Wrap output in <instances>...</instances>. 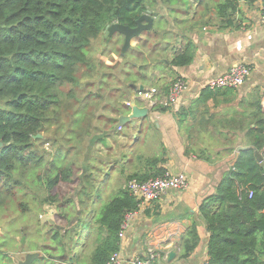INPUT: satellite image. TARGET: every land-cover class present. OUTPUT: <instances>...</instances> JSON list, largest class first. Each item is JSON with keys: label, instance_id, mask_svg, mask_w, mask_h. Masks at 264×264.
I'll use <instances>...</instances> for the list:
<instances>
[{"label": "trees", "instance_id": "trees-1", "mask_svg": "<svg viewBox=\"0 0 264 264\" xmlns=\"http://www.w3.org/2000/svg\"><path fill=\"white\" fill-rule=\"evenodd\" d=\"M240 1L199 0V8L202 6V11L208 12L213 2L217 16L227 22L238 10ZM150 3L155 5L156 0H0V141L4 144L0 149V209L4 210L27 187L40 190L38 209L45 205L56 208L54 219L59 227L52 229L51 236L45 232L47 237H41L42 244L29 249L40 252L41 264H107L120 250L119 234L126 215L139 208L140 201L129 191L128 181L134 178L146 181L163 176L167 171L163 155H140L133 159L130 173L125 170L121 173L127 175L126 185L115 186L105 199L102 188L110 184L112 190L111 173H104L99 165L91 164L90 155L99 158L92 149L97 142L112 148L109 139L120 133L110 131L119 121L118 105L114 104L117 117L108 115L106 118L101 114L98 119L90 106L84 107L80 114L70 113L73 115L70 117L69 102H65L66 98L75 97L74 88L80 86L81 66L93 69L87 52L93 40L104 36L107 25L115 22L135 27ZM163 21H166L164 17H158L155 26L138 37L136 47L131 46L125 54L119 50L125 60V74L118 80L125 86L121 103L126 107L130 108L124 101H130L133 89L138 88L139 82L148 80L145 69L154 64L173 71V68L190 65L195 59L194 41L184 37L181 48L171 47V39L162 32ZM129 52L134 53V58H128ZM169 53L171 57H161ZM117 64L118 61L114 67ZM124 75L133 78L126 80ZM107 76L111 78L113 73H106ZM179 78L166 86V95ZM108 80L105 78L104 84ZM67 86L72 87L69 93L64 89ZM204 92L207 99L213 90L208 87ZM90 97L85 100L87 104L92 101ZM156 108L166 110L168 107ZM186 112V109L180 111L181 120L189 115L190 111ZM94 120L103 123L105 133L88 139L86 136L93 127L98 129ZM261 120L254 142L258 149L264 147V118L257 119ZM49 131L57 137L61 135L58 140L62 143L51 161L46 159L47 152L42 149L45 143L57 144L56 139L47 135ZM39 134L42 136L38 137ZM75 143L78 144L76 153L86 145L78 177L74 171L75 161L64 158L63 154H71ZM186 152L194 153L190 149ZM127 154L128 151H124L114 163H98L109 165V170L113 171L128 159ZM195 154L202 158L205 153L196 151ZM20 207L27 208L24 202ZM198 211L210 234L208 264H264V167L254 150L242 153L236 170L225 178L216 193L202 201ZM86 217V239L82 254H77L74 247L79 243ZM35 220L41 225L39 215ZM200 240L194 223L182 240V256L190 257Z\"/></svg>", "mask_w": 264, "mask_h": 264}, {"label": "crops", "instance_id": "crops-1", "mask_svg": "<svg viewBox=\"0 0 264 264\" xmlns=\"http://www.w3.org/2000/svg\"><path fill=\"white\" fill-rule=\"evenodd\" d=\"M187 1L189 3L179 1L173 4L156 0L155 5L148 4L151 12L157 13L152 15L154 26L158 17L166 20L163 21L162 32L171 39L170 46L181 48L184 37H188L196 45V55L190 65L173 68V71L154 64L148 68L149 78L155 81L164 79V82L160 85L139 82L137 86L157 87L159 94L155 104L150 105L139 98L138 88L133 89L129 100L135 96L139 107L149 108L151 127L144 132L139 128L140 121H137L128 135L123 133L138 145L134 158L163 155L167 160L163 166L173 174L185 173L189 181L188 187L183 190H171L159 201L141 204L137 214L128 221L121 243L122 255L146 256L154 248L159 257L152 264L206 262L210 234L199 214L200 204L207 196L216 193L225 178L236 170L244 151L254 150L256 155L260 153L257 157L264 167V147L258 149L254 146L262 122L257 119L264 118V24L261 23V4L258 0H241L238 10L225 22L217 16L213 2L207 12L202 11V6L199 8V0ZM137 44L138 37L133 40L132 46ZM238 64L252 68L245 83L233 91L213 90L204 99L208 83ZM178 76L189 84L188 92L175 107L157 109L156 106H163L161 102L167 93L166 86L169 87ZM129 102L124 101L130 106ZM182 109H186V113L190 111L183 120L179 115ZM187 149L194 153L188 155ZM196 151L205 154L200 158ZM194 223L199 230L200 244L190 257L185 258L181 243ZM25 250L24 258L8 253L11 258L9 263L16 264L24 260L28 253L37 252ZM170 251L177 252L172 260L168 259Z\"/></svg>", "mask_w": 264, "mask_h": 264}, {"label": "rangeland", "instance_id": "rangeland-1", "mask_svg": "<svg viewBox=\"0 0 264 264\" xmlns=\"http://www.w3.org/2000/svg\"><path fill=\"white\" fill-rule=\"evenodd\" d=\"M124 41L125 37L120 33H114L111 36H100L99 38L93 40L91 47H89L87 51L89 58L91 59V66L93 65V69H89L88 65L81 66L78 72V76L81 78L80 86L77 89L74 88L75 97L68 99L66 98L65 100V102H69L70 110L67 111V113L80 114L82 113L84 107L88 108L90 106L91 112H94V117H98V119L101 117V114H105L106 118L108 115L117 117L118 112L115 111L114 104L118 105L116 109H119L118 111L123 112V114L131 111V107H126L121 103V100L123 99L121 94H123L125 91V86L124 83H122V80H118L122 74H125L123 65L125 64V60H123L121 55H119V50L123 48ZM112 51H115V54H113ZM162 56L170 57L167 56V54L161 55V57ZM128 58H134V53L129 52ZM99 60L104 61V64L101 61L99 62ZM117 61L119 64L114 67ZM112 66L114 68H110ZM145 71L148 72V69H145ZM106 73H113V76L111 78L109 76L106 77ZM122 77L130 81L133 78L132 75L127 77L124 75ZM105 78L109 79L106 84H104ZM147 79L148 80L144 81L146 85H160L164 82V79H159L158 81H155L151 78ZM71 88V86H67L64 89L67 93H69ZM98 92H100V97L97 96ZM88 95H91L89 100L92 101L87 104L85 100L87 99ZM95 99H98L99 101H96ZM138 103L141 104V100L138 99ZM71 114L70 117L73 116ZM104 120L105 119H103L102 122H104ZM137 121H140V129H142L144 132L148 131L149 127H151L150 112L148 115L139 119H134L131 122H127L125 125H122L119 129H117L116 131L120 133L111 136L108 142L112 145L111 149H108L106 145L101 142H97L96 144L92 145V149L95 150V153L99 158H97L95 155H90V158H92L91 164L94 163L95 166L99 165L100 169H102L104 173L108 171L111 173L110 180L112 182L111 185H113L112 190L110 188V184H106L108 186L104 185L102 188L105 199L109 197L111 192H113V189H115L117 186H125L127 183V175L123 176L121 173L123 170H125V172H131V163L135 160L133 153L134 150L138 148V145L134 141H130L128 137L126 138L124 134L128 135V132L133 128V125H135ZM94 122L98 129L93 127V130H91L89 135L86 136L88 139H91L93 135L97 136V134L100 133V136H103L105 133L102 132V129L104 128L103 123H96L95 120ZM117 123L110 131L115 130ZM51 127L54 129L56 128L55 126ZM59 134H61V132ZM47 135L57 140V144L54 146L51 142L50 144L45 143L44 146H42V149L47 152L45 154L46 159H50L51 161L55 153H57L59 145H62L60 140H58L60 139L61 135H58L57 137V134H52L51 131H49ZM75 142L78 143L76 139ZM75 144L73 146L74 150L71 154H63H65L64 158L67 159L68 157V159L75 161L73 163L74 171L76 177H78L82 172V159H84L86 156V145L82 147V151L76 153L75 151L78 149V144ZM69 146L70 145L66 147ZM124 151H128V159L122 162L123 164L120 163L119 165L115 166L113 171L109 170L111 169L109 165L98 163L101 161L103 163H106V161L114 163L115 159L121 157ZM64 190H67V188H64ZM16 197L17 198H15L13 202L10 201V204L5 207L4 210L0 209V264H8L10 262L11 258L9 254L18 258H24V254L27 252L25 249L36 248L38 245H41V237L46 236L45 232L49 233V236H51L50 233L52 229L59 227L58 221L54 219V214L51 215V213H54L56 209L55 207L45 205L42 209H38L37 204L40 200V190L27 187L24 193H18ZM32 197H34L36 200H34ZM21 202L26 204L27 208L25 210L20 207ZM37 215H39L41 225H38V222L35 220V216ZM47 221H50V223L48 222V224H46ZM87 221L88 218L86 217L82 226V234L79 237V243L74 247V251L77 254H82L83 251L87 234ZM42 262V259H37L34 264H41Z\"/></svg>", "mask_w": 264, "mask_h": 264}, {"label": "built area", "instance_id": "built-area-1", "mask_svg": "<svg viewBox=\"0 0 264 264\" xmlns=\"http://www.w3.org/2000/svg\"><path fill=\"white\" fill-rule=\"evenodd\" d=\"M261 4V23L264 24V0H258ZM252 72V68L246 64H238L230 68L225 74L212 79L207 87L212 90L224 89V88H238L242 86L248 79ZM189 84L183 79L179 78L175 80L169 89L168 94L165 96L161 104L165 107H175L179 100L185 96L189 90ZM159 89L154 86L139 88L137 96L150 105L155 104ZM264 156V149H263ZM189 181L185 173L181 172L173 174L170 171H166L163 176L150 178L146 181H140L136 178L131 179L127 183V187L131 194H133L140 204L150 203L153 201L161 200L166 193L171 190H183L188 187ZM137 211L130 212L126 215V218L122 224L120 231L121 243L125 238L126 228L128 221L131 217L137 214ZM55 213V211H54ZM54 213H51L53 215ZM159 257V253L156 249L152 248L148 251L146 256H133L124 257L120 250L114 253L107 264H152ZM203 264H208L207 261Z\"/></svg>", "mask_w": 264, "mask_h": 264}, {"label": "water", "instance_id": "water-1", "mask_svg": "<svg viewBox=\"0 0 264 264\" xmlns=\"http://www.w3.org/2000/svg\"><path fill=\"white\" fill-rule=\"evenodd\" d=\"M137 25L135 27H131L128 25H124L121 23H112L107 25L105 29V35L111 36L114 33L123 34L125 37V42L122 48V53L125 54L126 51L132 46L133 40L139 37L145 30H149L154 26V17L152 16V12L148 9L144 14H142L137 19ZM143 88V85L140 87ZM130 106H131V113L130 114H123L119 112V122L117 123L115 130L119 129L122 125H125L127 122H131L134 119L142 118L149 113V108H141L136 103V97L132 96L130 98ZM38 137L42 136L41 134L37 135ZM3 142L0 141V149L3 147ZM260 157V153H257ZM263 159L261 158L260 161ZM176 251H170L168 253V259L172 260L176 257ZM40 257V252H32L28 253L24 260H20L16 264H34V262Z\"/></svg>", "mask_w": 264, "mask_h": 264}]
</instances>
